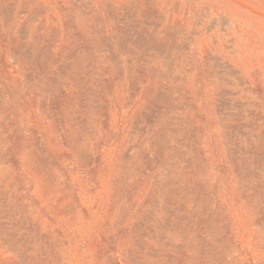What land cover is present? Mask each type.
<instances>
[{
  "label": "rangeland",
  "instance_id": "obj_1",
  "mask_svg": "<svg viewBox=\"0 0 264 264\" xmlns=\"http://www.w3.org/2000/svg\"><path fill=\"white\" fill-rule=\"evenodd\" d=\"M0 264H264V0H0Z\"/></svg>",
  "mask_w": 264,
  "mask_h": 264
},
{
  "label": "bare ground",
  "instance_id": "obj_2",
  "mask_svg": "<svg viewBox=\"0 0 264 264\" xmlns=\"http://www.w3.org/2000/svg\"><path fill=\"white\" fill-rule=\"evenodd\" d=\"M7 215V214H6ZM16 234V233H15ZM8 241V240H7Z\"/></svg>",
  "mask_w": 264,
  "mask_h": 264
}]
</instances>
